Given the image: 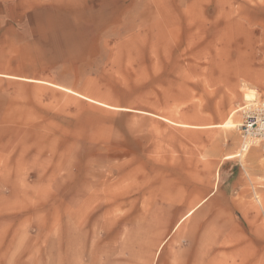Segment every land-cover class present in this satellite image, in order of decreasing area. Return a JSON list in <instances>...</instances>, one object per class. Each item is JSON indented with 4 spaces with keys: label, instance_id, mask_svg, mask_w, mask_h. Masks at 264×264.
Segmentation results:
<instances>
[{
    "label": "rangeland",
    "instance_id": "obj_1",
    "mask_svg": "<svg viewBox=\"0 0 264 264\" xmlns=\"http://www.w3.org/2000/svg\"><path fill=\"white\" fill-rule=\"evenodd\" d=\"M252 99L264 0H0V264H264Z\"/></svg>",
    "mask_w": 264,
    "mask_h": 264
},
{
    "label": "built area",
    "instance_id": "obj_2",
    "mask_svg": "<svg viewBox=\"0 0 264 264\" xmlns=\"http://www.w3.org/2000/svg\"><path fill=\"white\" fill-rule=\"evenodd\" d=\"M243 149L264 141V100L252 99L241 107Z\"/></svg>",
    "mask_w": 264,
    "mask_h": 264
},
{
    "label": "bare ground",
    "instance_id": "obj_3",
    "mask_svg": "<svg viewBox=\"0 0 264 264\" xmlns=\"http://www.w3.org/2000/svg\"><path fill=\"white\" fill-rule=\"evenodd\" d=\"M236 112V111H235ZM225 126H230V127H232L233 126V124H231V123H225L224 124ZM235 155H228V156H226L225 157V159H229V158H232V157H234ZM112 199V198H111ZM194 211L193 210H190L187 214H186V217L188 216V215H190L191 213H193ZM184 219V218H183ZM182 219V220H183Z\"/></svg>",
    "mask_w": 264,
    "mask_h": 264
}]
</instances>
